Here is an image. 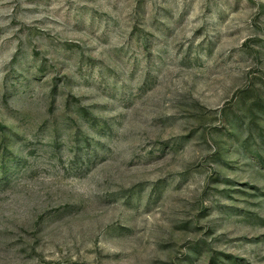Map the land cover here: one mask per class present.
<instances>
[{
	"label": "rangeland",
	"instance_id": "rangeland-1",
	"mask_svg": "<svg viewBox=\"0 0 264 264\" xmlns=\"http://www.w3.org/2000/svg\"><path fill=\"white\" fill-rule=\"evenodd\" d=\"M0 264H264V0H0Z\"/></svg>",
	"mask_w": 264,
	"mask_h": 264
}]
</instances>
